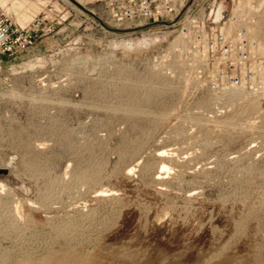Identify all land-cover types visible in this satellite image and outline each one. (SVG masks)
I'll return each mask as SVG.
<instances>
[{
  "label": "rangeland",
  "instance_id": "1",
  "mask_svg": "<svg viewBox=\"0 0 264 264\" xmlns=\"http://www.w3.org/2000/svg\"><path fill=\"white\" fill-rule=\"evenodd\" d=\"M60 23L52 34L72 32ZM72 27L47 51L0 54V263L77 249L112 264H264L262 95H216L156 62L168 30L127 50L112 39L140 31Z\"/></svg>",
  "mask_w": 264,
  "mask_h": 264
},
{
  "label": "built area",
  "instance_id": "2",
  "mask_svg": "<svg viewBox=\"0 0 264 264\" xmlns=\"http://www.w3.org/2000/svg\"><path fill=\"white\" fill-rule=\"evenodd\" d=\"M94 12L98 23L123 34L168 30L172 39L154 60L181 65L200 89L218 95L241 88L264 96V0H98ZM62 20L47 8L19 26L0 12V54L29 49Z\"/></svg>",
  "mask_w": 264,
  "mask_h": 264
},
{
  "label": "crops",
  "instance_id": "3",
  "mask_svg": "<svg viewBox=\"0 0 264 264\" xmlns=\"http://www.w3.org/2000/svg\"><path fill=\"white\" fill-rule=\"evenodd\" d=\"M98 0H0V12L5 14L12 23L23 26L43 9L58 11L64 20L59 29L69 27L72 32H59L44 36L32 47V52H44L58 45L59 42L75 37L74 24H83L94 19V9Z\"/></svg>",
  "mask_w": 264,
  "mask_h": 264
},
{
  "label": "bare ground",
  "instance_id": "4",
  "mask_svg": "<svg viewBox=\"0 0 264 264\" xmlns=\"http://www.w3.org/2000/svg\"><path fill=\"white\" fill-rule=\"evenodd\" d=\"M159 35V36H158ZM167 33H163L161 36H166ZM159 39L160 34L156 33H144L141 37L139 38H120L117 39H112V46L114 48L116 47H122L124 49L130 50L132 48H141L144 45L151 44L152 38L156 37ZM158 41V40H157ZM261 55H264V42L260 44L259 47ZM36 63V62H35ZM19 71V70H18ZM15 72V71H14ZM259 78H262L261 76ZM239 91L241 88H233L232 90H229L230 92L232 91ZM264 98V96H263ZM159 178V177H158ZM27 189V188H26ZM32 203V202H31ZM37 207V206H36ZM34 208V207H33ZM17 227V226H16ZM8 231V230H7ZM61 231V230H60ZM12 233V232H11ZM26 235V234H25ZM41 235V234H40ZM56 235V234H55ZM11 237V236H10ZM19 237V236H18ZM21 238V237H20ZM56 240V239H55ZM13 241V240H12ZM68 242V241H67ZM19 244V243H18ZM47 245V243H46ZM70 245V244H69ZM1 247V245H0ZM35 247V246H34ZM38 248V247H37ZM2 249V248H1ZM18 250V249H17ZM0 252H2L0 250ZM4 252V251H3ZM8 252V251H7ZM15 252V251H14ZM30 252V251H28ZM46 252V251H45ZM6 253V252H5ZM4 253V254H5ZM38 253V252H37ZM3 254V253H2ZM0 253V255H2ZM9 254V253H8ZM19 254V253H18ZM34 255V253L32 254ZM97 255V254H96ZM96 255L90 254L89 252H83L82 250H71V251H63L61 250H51L46 252L45 254H40L37 257H32L31 254L28 255L25 252L23 254H20V258L24 261L23 264H112V263H106L99 259ZM3 256V255H2ZM6 256V255H5ZM22 256V257H21ZM19 257V256H18ZM2 257H0L1 260ZM5 258V257H4ZM3 259V258H2ZM8 259V258H7ZM19 259V258H18ZM6 260V258H5ZM20 260V261H19ZM18 261L21 262V259ZM6 262V261H4ZM17 262V263H19ZM2 263V262H1ZM0 263V264H1ZM4 264V263H3Z\"/></svg>",
  "mask_w": 264,
  "mask_h": 264
},
{
  "label": "water",
  "instance_id": "5",
  "mask_svg": "<svg viewBox=\"0 0 264 264\" xmlns=\"http://www.w3.org/2000/svg\"><path fill=\"white\" fill-rule=\"evenodd\" d=\"M0 171L4 173L6 171V167L5 168H0Z\"/></svg>",
  "mask_w": 264,
  "mask_h": 264
}]
</instances>
